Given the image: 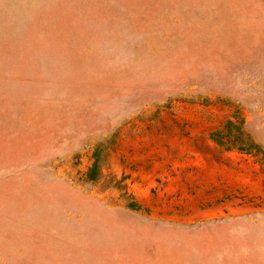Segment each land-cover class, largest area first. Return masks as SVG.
Listing matches in <instances>:
<instances>
[{
	"label": "rangeland",
	"instance_id": "obj_1",
	"mask_svg": "<svg viewBox=\"0 0 264 264\" xmlns=\"http://www.w3.org/2000/svg\"><path fill=\"white\" fill-rule=\"evenodd\" d=\"M0 264H264V0H0Z\"/></svg>",
	"mask_w": 264,
	"mask_h": 264
},
{
	"label": "trees",
	"instance_id": "obj_2",
	"mask_svg": "<svg viewBox=\"0 0 264 264\" xmlns=\"http://www.w3.org/2000/svg\"><path fill=\"white\" fill-rule=\"evenodd\" d=\"M97 167H98V163H94L93 167H92V171L93 173L90 175V179L94 180L96 178V174H97Z\"/></svg>",
	"mask_w": 264,
	"mask_h": 264
}]
</instances>
